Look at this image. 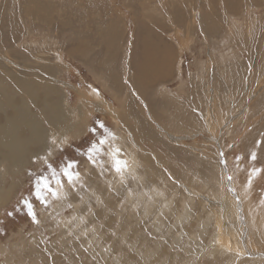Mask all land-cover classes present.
Instances as JSON below:
<instances>
[{
    "label": "rangeland",
    "instance_id": "1",
    "mask_svg": "<svg viewBox=\"0 0 264 264\" xmlns=\"http://www.w3.org/2000/svg\"><path fill=\"white\" fill-rule=\"evenodd\" d=\"M1 54L0 83L47 84L83 114L15 175L0 164V264H233L207 249L223 198L264 229V0H0Z\"/></svg>",
    "mask_w": 264,
    "mask_h": 264
},
{
    "label": "bare ground",
    "instance_id": "2",
    "mask_svg": "<svg viewBox=\"0 0 264 264\" xmlns=\"http://www.w3.org/2000/svg\"><path fill=\"white\" fill-rule=\"evenodd\" d=\"M1 57H3L2 54L0 60ZM171 59L165 57L162 66L155 65L152 61L147 62L148 68L151 72L156 70L157 74L167 75V72L171 71H166L171 62L167 60ZM14 65L17 64L14 63ZM171 65H173V61ZM4 73L6 75L3 76L9 77L12 83H7L5 79H2L0 83V112L4 114L0 115V164L3 168L8 167V170L13 169L12 172L15 175L16 169L20 171L28 161V151L33 144L45 145L47 147L53 140V132L64 133L71 127L74 119L83 114V110L82 105H78L74 110H70L67 107L69 101L66 95L63 92L57 93L50 90L47 84L40 86L37 83H26L20 79L17 73L13 76L7 72ZM6 85L9 88L15 87V91L7 88ZM41 90L44 93L43 105L42 108L37 107L36 109H41L47 114V118L45 119L42 118V112L39 111V113L34 114L30 109V102L40 96ZM93 90L97 92L95 89ZM53 94L58 98L59 104L57 107H54L51 103ZM17 97H19V100ZM18 102L21 104L17 105ZM129 155L130 153L128 152L125 160L127 161V167L132 169L134 167V159L132 158L133 156L129 157ZM222 182L223 179L219 181L220 184ZM9 194L6 188H1L0 204L9 198ZM218 201L225 215L220 217L219 211H214V207L213 211L218 215L215 216L211 213L214 232L210 238L211 243L207 244L208 252L221 256L226 255L229 259H232L233 264H239V262L240 264L245 263L249 258L256 260L252 264H263L264 247L262 246L264 244L262 243L264 242V229L259 226H257L259 228L257 229L247 219L242 224V221H238L228 212L229 207L228 205L226 206V199L223 198ZM226 229L236 230L237 233L227 232ZM196 249L190 248L192 250L191 254L195 253ZM186 252L188 253V251ZM242 259L246 260L241 262ZM224 264H230V262H225Z\"/></svg>",
    "mask_w": 264,
    "mask_h": 264
},
{
    "label": "snow or ice",
    "instance_id": "3",
    "mask_svg": "<svg viewBox=\"0 0 264 264\" xmlns=\"http://www.w3.org/2000/svg\"><path fill=\"white\" fill-rule=\"evenodd\" d=\"M96 150L97 149L95 147H93L89 151H90V153H95ZM118 151H119V149H117V152ZM221 157H222V162L226 165L227 164V161L226 160H223V154H221ZM88 159H89V161L93 165H95L96 159H95V156L94 155H91L90 154L89 157H88ZM237 159H240V158L238 157ZM251 159H253V160L256 159V155L254 153L252 154ZM75 165H78V162L77 161H71V162H69V164L65 167L64 172H63V175L67 178L68 183L70 185H72L73 187H75V183L74 182L76 180H79V178H80V173L78 171H75L74 170V166ZM125 167H127V161H123V160H120V159H117L116 160L115 170L118 173H122V170ZM262 171H264V169H253L252 170V172H253L254 175L256 173H259V172H262ZM228 179L231 180L232 177L229 176ZM251 179H252V176L249 177V186H250ZM57 184H59L61 187H63V180H61V179L58 178L57 179ZM43 188L44 189H47L48 192L53 197H55V198H59L60 197L59 191L56 188H53L51 186V183H50V181L47 180V178H43ZM35 194H36L37 199L40 200V201H42L44 203L45 207H47L48 204H49V201L47 199V196H45L43 194L42 187H41V185L39 183L36 186ZM25 203L28 206L29 215L31 216L32 221L34 223H39V220L37 218V213L35 211V207H34L33 203L31 201H26Z\"/></svg>",
    "mask_w": 264,
    "mask_h": 264
}]
</instances>
